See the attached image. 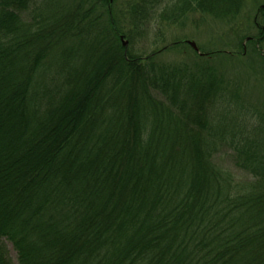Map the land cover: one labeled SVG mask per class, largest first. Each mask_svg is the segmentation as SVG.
<instances>
[{"label": "trees", "instance_id": "1", "mask_svg": "<svg viewBox=\"0 0 264 264\" xmlns=\"http://www.w3.org/2000/svg\"><path fill=\"white\" fill-rule=\"evenodd\" d=\"M249 1L0 0V264L6 241L16 264H264V8L251 20ZM193 15L239 22L242 52L186 43L166 63L121 44Z\"/></svg>", "mask_w": 264, "mask_h": 264}, {"label": "rangeland", "instance_id": "2", "mask_svg": "<svg viewBox=\"0 0 264 264\" xmlns=\"http://www.w3.org/2000/svg\"><path fill=\"white\" fill-rule=\"evenodd\" d=\"M128 0H111L112 5L115 6L116 12L122 11L124 8L125 3ZM263 5L264 8V0H256L254 2L249 1L246 3V6L244 8V11L246 14H248L249 19L255 16L256 14V8L261 7ZM199 18L201 20H199ZM118 19V18H117ZM121 20V19H120ZM260 18L257 20L259 21ZM249 23V22H248ZM251 24V23H250ZM239 22L237 24H231V26L225 22V20L221 19H214L207 15L198 16L193 15L188 20L185 19L182 23H176L174 25H166L162 23H155L152 22L148 24L147 26H144L140 28L138 33L135 37H133L130 42H128L126 45H124L126 48L132 52L137 54H149L153 50H158V53L156 54L155 60L158 62H186V52L183 51V49H186V39L193 41L196 45L206 46L211 43H216V48H223L226 53H229L231 51H236L237 53H241V48H236V45L234 44L240 35L241 30L239 27ZM237 28V29H235ZM251 29V30H249ZM247 31H244V33L248 32L251 36L256 34V31L252 28H249ZM239 32V34H238ZM225 35L232 36L233 39H230V37L225 38ZM224 37V38H223ZM223 38V39H221ZM231 41V43L229 42ZM245 40V39H244ZM183 42V46L181 45H172L174 42ZM210 46V45H209ZM252 44L248 43L245 45L247 50L251 48ZM207 47V46H206ZM205 47V48H206ZM210 47H214L212 44ZM263 49H264V42H263ZM246 60L247 58L243 56V60ZM243 69V68H242ZM247 76V77H245ZM241 77V76H240ZM245 77L242 81L243 83L240 86V88L243 90V94H246V97L249 98L250 101H256L255 98L258 97L259 92L258 89H254V76H252L250 73H246V75L242 76ZM263 89V88H262ZM248 100V101H249ZM217 160L220 161V163L231 170L235 175L238 177L243 176L242 172L238 170L231 162L230 157H228V154H220L217 157ZM8 255L10 259L12 260L13 264H16V255L15 251L13 250L11 244L9 242H5Z\"/></svg>", "mask_w": 264, "mask_h": 264}, {"label": "water", "instance_id": "3", "mask_svg": "<svg viewBox=\"0 0 264 264\" xmlns=\"http://www.w3.org/2000/svg\"><path fill=\"white\" fill-rule=\"evenodd\" d=\"M120 40H121V44L124 46L126 45L127 41L124 40L122 38V36H120ZM186 43H188L195 51H198V48L196 46V44L193 42V41H190V40H186Z\"/></svg>", "mask_w": 264, "mask_h": 264}]
</instances>
